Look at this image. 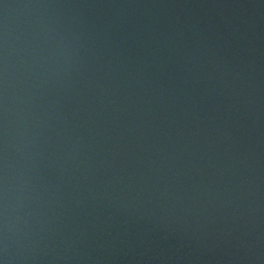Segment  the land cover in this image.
I'll return each mask as SVG.
<instances>
[{
    "label": "water",
    "instance_id": "obj_1",
    "mask_svg": "<svg viewBox=\"0 0 264 264\" xmlns=\"http://www.w3.org/2000/svg\"><path fill=\"white\" fill-rule=\"evenodd\" d=\"M0 264H264V0H0Z\"/></svg>",
    "mask_w": 264,
    "mask_h": 264
}]
</instances>
